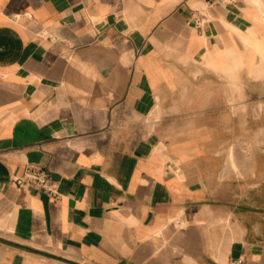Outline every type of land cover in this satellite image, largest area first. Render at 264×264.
I'll list each match as a JSON object with an SVG mask.
<instances>
[{
	"label": "crops",
	"instance_id": "crops-1",
	"mask_svg": "<svg viewBox=\"0 0 264 264\" xmlns=\"http://www.w3.org/2000/svg\"><path fill=\"white\" fill-rule=\"evenodd\" d=\"M258 104L264 0H0V264H264Z\"/></svg>",
	"mask_w": 264,
	"mask_h": 264
},
{
	"label": "rangeland",
	"instance_id": "rangeland-1",
	"mask_svg": "<svg viewBox=\"0 0 264 264\" xmlns=\"http://www.w3.org/2000/svg\"><path fill=\"white\" fill-rule=\"evenodd\" d=\"M235 111L238 112H242L244 111V105L243 104H238L235 105ZM238 107V109H237ZM255 114H256V119L254 121L253 124H255V128H254V132L253 134H249L246 135L245 130L244 133L241 132V129L239 130L241 133H239L236 137H232V142L235 143V145H237V147L242 151H230V152H223V158L226 159H230V157L233 160H238L241 162H244V166L243 167H238V168H231V167H224L222 169L224 176L230 175L232 172L237 173L239 177H244L246 178L248 175H252L253 173V168L251 167L252 164H249V166L247 165L246 161H255L256 162V166L260 169V170H264V151L262 150H258L256 152H246V147L248 145V143H253L255 145L256 148L260 149L261 147H264V129H263V125H264V120L261 118L260 115L262 112V105L258 104L255 108H254ZM240 123H245L246 121L240 120ZM243 149L245 151H243ZM250 167V168H249Z\"/></svg>",
	"mask_w": 264,
	"mask_h": 264
},
{
	"label": "built area",
	"instance_id": "built-area-1",
	"mask_svg": "<svg viewBox=\"0 0 264 264\" xmlns=\"http://www.w3.org/2000/svg\"><path fill=\"white\" fill-rule=\"evenodd\" d=\"M12 183L20 188L33 187L45 191L53 197L58 193L57 181L41 167H27L22 175L12 178ZM237 262H242V259L238 258Z\"/></svg>",
	"mask_w": 264,
	"mask_h": 264
}]
</instances>
